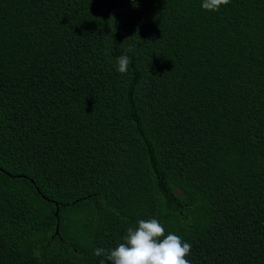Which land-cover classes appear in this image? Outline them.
Segmentation results:
<instances>
[{
  "label": "trees",
  "instance_id": "obj_1",
  "mask_svg": "<svg viewBox=\"0 0 264 264\" xmlns=\"http://www.w3.org/2000/svg\"><path fill=\"white\" fill-rule=\"evenodd\" d=\"M150 218L264 264V0H0V264H108Z\"/></svg>",
  "mask_w": 264,
  "mask_h": 264
},
{
  "label": "clouds",
  "instance_id": "obj_2",
  "mask_svg": "<svg viewBox=\"0 0 264 264\" xmlns=\"http://www.w3.org/2000/svg\"><path fill=\"white\" fill-rule=\"evenodd\" d=\"M229 3L230 0H201V8L216 12ZM131 50L129 47L126 52ZM130 63L131 58L126 53L116 57L117 71L127 73ZM122 240L115 248H95L94 255L105 256L108 264H191L186 259L191 244L175 233H166L164 225L156 218L138 220L136 226L127 228ZM100 264H105V260Z\"/></svg>",
  "mask_w": 264,
  "mask_h": 264
}]
</instances>
